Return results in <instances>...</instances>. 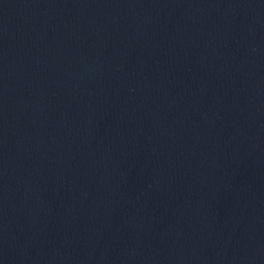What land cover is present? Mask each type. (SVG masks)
<instances>
[{
  "label": "water",
  "instance_id": "95a60500",
  "mask_svg": "<svg viewBox=\"0 0 264 264\" xmlns=\"http://www.w3.org/2000/svg\"><path fill=\"white\" fill-rule=\"evenodd\" d=\"M0 264H264V0H0Z\"/></svg>",
  "mask_w": 264,
  "mask_h": 264
}]
</instances>
